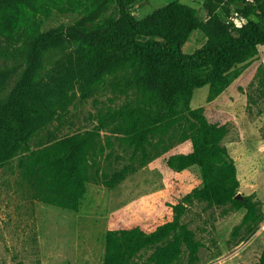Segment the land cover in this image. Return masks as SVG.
<instances>
[{"label":"trees","instance_id":"16d2710c","mask_svg":"<svg viewBox=\"0 0 264 264\" xmlns=\"http://www.w3.org/2000/svg\"><path fill=\"white\" fill-rule=\"evenodd\" d=\"M138 1L116 0L120 21L104 31L94 32L95 28L79 24L30 39L31 64L10 100L0 108V168L19 156L18 166L32 182L39 200L79 211L89 183L115 189L153 159L152 150L160 153L169 135L182 130L191 151L170 155L166 166L179 173L197 174L202 186L167 200L166 212L153 224L109 229L104 264H178L184 247L189 263L196 264L203 244L183 222L190 205L202 201L246 209L240 227L257 225L263 216L252 195L243 201L236 198L241 185L238 168L224 144L231 112L193 108L192 100L196 89L208 86V101H215L240 77L243 68L260 56L264 48V0H253L254 7L244 8L247 17L258 20H250L240 30L225 24L219 32H207L205 44L192 53L184 51L185 43L194 32L205 29L195 7L174 0L137 20L133 6ZM70 40L82 45L76 59H65L40 79L39 57ZM9 52L0 44V58ZM11 73L0 68V88ZM105 81L114 94L132 93L135 98L101 111L93 129L48 138L32 149L34 136L72 104L76 86L87 91ZM260 88L264 96V70ZM108 129L123 134L135 153L142 151L138 166L134 164L137 156H133L121 169L102 167L101 137ZM155 138L158 140L153 141ZM24 151L26 155H22ZM256 264H264V252Z\"/></svg>","mask_w":264,"mask_h":264},{"label":"rangeland","instance_id":"374dc122","mask_svg":"<svg viewBox=\"0 0 264 264\" xmlns=\"http://www.w3.org/2000/svg\"><path fill=\"white\" fill-rule=\"evenodd\" d=\"M172 1L139 0L133 6V15L142 20ZM179 1L195 7L205 26L185 43L186 53L201 48L207 32H219L222 25L240 30L250 20H258L244 13L246 6H255L253 0ZM119 21L116 0H5L0 3V44L10 51L8 56L0 58V68L12 71L0 88V108L10 100L31 64L34 56L28 44L31 38L79 24L99 32L115 27ZM81 46L70 40L45 51L39 57V78L65 59H76ZM263 70L264 48L215 101H208V86L195 91L193 108L231 112L224 144L236 161L241 183L239 193L245 197L252 195L263 215L259 224L240 227L246 209L211 206L202 201L190 205L183 222L203 244L196 264H256L264 252V96L260 88ZM134 98L132 93L114 94L107 81L87 91L76 86L72 104L34 136L31 147L38 148L48 138L58 139L93 129L101 111L107 112L110 107H119ZM169 137L160 153L152 150L153 159L137 168L115 189L89 183L79 211L39 200L32 182L18 166L19 156L1 167L0 264H104L105 235L109 229L153 224L166 212L167 200L181 198L196 186H202L197 174L179 173L166 166L165 159L170 155L191 151L190 140L184 138L182 130ZM101 150L99 161L105 170L121 169L133 156H137L134 164L138 166L142 159L141 150L135 153L125 143L123 134L109 129L102 131ZM26 154L27 151L22 153ZM184 251L178 264H190L186 247Z\"/></svg>","mask_w":264,"mask_h":264},{"label":"water","instance_id":"95a60500","mask_svg":"<svg viewBox=\"0 0 264 264\" xmlns=\"http://www.w3.org/2000/svg\"><path fill=\"white\" fill-rule=\"evenodd\" d=\"M236 198L241 201L245 200V196H243L241 193H238Z\"/></svg>","mask_w":264,"mask_h":264},{"label":"clouds","instance_id":"9594fccd","mask_svg":"<svg viewBox=\"0 0 264 264\" xmlns=\"http://www.w3.org/2000/svg\"><path fill=\"white\" fill-rule=\"evenodd\" d=\"M239 26V25H238Z\"/></svg>","mask_w":264,"mask_h":264}]
</instances>
